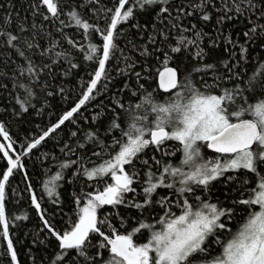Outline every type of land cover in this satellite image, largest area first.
Wrapping results in <instances>:
<instances>
[{
    "label": "snow or ice",
    "instance_id": "obj_1",
    "mask_svg": "<svg viewBox=\"0 0 264 264\" xmlns=\"http://www.w3.org/2000/svg\"><path fill=\"white\" fill-rule=\"evenodd\" d=\"M0 90V264H264V0H30Z\"/></svg>",
    "mask_w": 264,
    "mask_h": 264
},
{
    "label": "trees",
    "instance_id": "obj_2",
    "mask_svg": "<svg viewBox=\"0 0 264 264\" xmlns=\"http://www.w3.org/2000/svg\"><path fill=\"white\" fill-rule=\"evenodd\" d=\"M29 3L30 0H0V16H4L10 12L13 17V24H15V17L17 14H19L20 17H26L29 15ZM9 5H11L12 7H9ZM77 39H79V37H77ZM68 80L69 83L66 86L71 89L73 87L71 83V78H68ZM70 95H73V93H70ZM158 99L163 100L164 97L160 96L158 97ZM10 103L11 101L6 96L5 92L0 90V118H5V106ZM8 116H11L10 111L8 112ZM32 119L36 122H39L40 117L33 115ZM45 119H47V117H45ZM28 127L29 126L26 124H19V125L12 124L10 131L13 134L19 132L22 135L23 132L26 131ZM205 158H207V156ZM32 159L35 160V156ZM26 163L28 165V172L31 175V182L33 183V186L39 197L40 193L42 192V189L39 186L41 177L37 173L38 171H47L48 169L40 168L37 169V171H33L32 161H26ZM49 163H50L49 161H45V164H49ZM55 170H56L55 167L51 168L52 172H55ZM20 178L21 177L19 175L13 178L12 180L13 187L16 186ZM20 186L23 187V185ZM220 188H222V186H218V189ZM11 195H12V191L11 189H9L8 196L11 197ZM46 200L47 197H44V201ZM8 207H9V211L14 214H28L30 217L29 220L23 221V223L27 225L26 228H24L23 230H15V229L13 230L15 232L13 239L16 242L19 259L21 261V264H25V262L27 261V253L29 247H34L32 245V238L34 235L38 234V230L40 228L39 217L36 216L34 211L31 210L30 205H26V204L16 205L15 203H10ZM105 210H107V206ZM64 212L70 214V209L68 207H65ZM134 214H135V210H131L130 212L125 213V215H134ZM234 226L235 225H233V227Z\"/></svg>",
    "mask_w": 264,
    "mask_h": 264
}]
</instances>
